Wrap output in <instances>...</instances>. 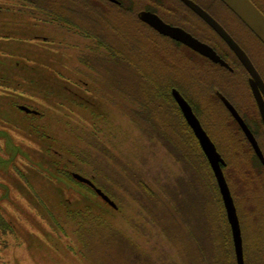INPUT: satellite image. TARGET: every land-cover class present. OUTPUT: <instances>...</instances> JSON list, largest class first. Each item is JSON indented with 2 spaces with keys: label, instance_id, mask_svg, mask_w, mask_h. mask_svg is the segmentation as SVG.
I'll use <instances>...</instances> for the list:
<instances>
[{
  "label": "rangeland",
  "instance_id": "374dc122",
  "mask_svg": "<svg viewBox=\"0 0 264 264\" xmlns=\"http://www.w3.org/2000/svg\"><path fill=\"white\" fill-rule=\"evenodd\" d=\"M92 1L104 10L96 15L105 36L115 20L123 30L113 37L136 38L139 66L115 64L105 46L79 30L0 0V264H208L218 191L204 161L171 141L180 135L196 148L179 115L168 119L155 83H174L203 106L208 135L228 163L244 253L258 264L264 168L211 92L215 86L230 94L258 131L249 76L220 73L134 13ZM235 33L264 72V49L240 26ZM173 122L175 132L167 128Z\"/></svg>",
  "mask_w": 264,
  "mask_h": 264
},
{
  "label": "trees",
  "instance_id": "16d2710c",
  "mask_svg": "<svg viewBox=\"0 0 264 264\" xmlns=\"http://www.w3.org/2000/svg\"><path fill=\"white\" fill-rule=\"evenodd\" d=\"M19 3H21L23 6L27 7L29 11L31 10V14H33L32 11L39 12L40 14H46L47 16H52L56 18V21H58L61 25H66L70 28L79 30L81 34H83L86 38H91L96 40V42H99L101 45L105 46L104 48L107 49L110 52V56L112 57L115 64L121 63V60L124 62H128L132 67L139 66L140 60L137 59L136 54L141 51L139 48L140 44L137 45L135 41L136 38H131V37H113L112 33L114 32L120 36L122 34L123 27L121 26L120 23L116 22L115 20H111L109 23L110 29H109V34L110 36H105L107 34L106 32V25L102 24L98 19H97V13L99 15L103 14L104 15V10L99 8V12L97 11V6L93 3L92 0H55L56 2L51 4L53 0H17ZM217 2L225 11L230 15L233 19L236 20V22L239 24L241 29H243L255 42L256 44L258 43L262 49H264V44L256 37V35L221 1V0H211ZM114 6V5H113ZM116 7V6H114ZM118 8V7H116ZM134 11H128L129 13H134L138 19L137 15V10L133 9ZM262 12V11H261ZM263 13V12H262ZM264 14V13H263ZM42 15V14H41ZM95 16V17H93ZM102 17V15H101ZM139 20V19H138ZM140 21V20H139ZM141 23V22H140ZM146 27V26H145ZM149 29V27H146ZM108 29V28H107ZM103 33V34H102ZM106 33V34H104ZM157 34V33H155ZM101 35V36H99ZM237 38L238 42L242 44L245 48V44L238 39V37L235 35ZM138 39V38H137ZM257 44V45H258ZM230 48V47H229ZM248 53L250 54L254 64L257 65L255 62L254 57L252 56V53L250 50H247ZM141 53V52H140ZM139 53V54H140ZM138 54V55H139ZM240 65V68L242 69V72L248 75L247 70L241 65L240 62H238ZM118 66V65H117ZM258 66V65H257ZM259 71L264 75V72L261 70V68L258 66ZM224 71V70H221ZM227 72V71H226ZM237 72V71H236ZM229 73V72H228ZM231 75V73H230ZM172 88H176L180 91L181 88L174 84V83H163L157 85L156 83L154 84L153 91L155 92V97L158 99L163 106L165 107V111H167L168 114L171 113V117H168V119L175 120V115L178 114L179 117L181 118L184 126L186 127L187 131L191 134V138L194 139L195 141V146L196 148L191 149L189 146H187L186 139L182 138L180 135L176 136L173 135L174 139H171V141L175 144H178L182 147V149H187L189 150V153H193L194 155L197 156V161L198 163L201 159L202 163L204 161V165H206V170L209 172L210 179L212 182V186L218 191L216 199L218 202V205L220 206V214L219 218L216 220L214 219V225H212V232H208L207 240H209V254L204 255L205 262H208V264H237V259H236V253H235V248H234V242H233V237H232V231L230 224L227 219V214L226 210L224 208V204L222 201V197L220 195V191L217 185V181L215 179L214 173L210 167V164L203 153L200 144L198 140L196 139L192 129L190 126L187 124L180 108L178 107V104L174 100L172 96ZM182 93H184L182 91ZM185 94V93H184ZM187 96V95H186ZM188 98H191L187 96ZM229 97V96H228ZM231 99V98H230ZM232 100V99H231ZM226 110V109H225ZM228 112V111H227ZM30 113V112H29ZM229 113V112H228ZM230 114V113H229ZM231 116V115H230ZM232 117V116H231ZM259 118V132L256 134L257 141L260 144L261 140L260 137L261 135L264 137V126L263 122L261 120V116H258ZM233 119V117H232ZM235 122V121H234ZM236 123V122H235ZM237 124V123H236ZM238 128L240 131L242 129L240 126L237 124ZM263 127V128H262ZM171 131L175 132V122H173V125L170 127ZM261 130V132H260ZM243 133V131H242ZM171 135V136H172ZM244 135V133H243ZM177 137V139H176ZM246 138V136L244 135ZM247 140V138H246ZM177 142V143H176ZM248 142V140H247ZM249 143V142H248ZM250 144V143H249ZM251 146V145H250ZM218 148V147H217ZM173 155H178V153L172 149H169ZM219 150V148H218ZM254 151V150H253ZM220 152V150H219ZM221 153V152H220ZM175 155V156H176ZM228 166V163H227ZM199 167H201V164H199ZM203 167V166H202ZM202 169V168H201ZM205 169V168H204ZM225 170V169H224ZM191 185L192 184V181ZM214 183V184H213ZM195 184H198L195 182ZM143 187V185H141ZM214 188V189H215ZM149 195L154 193L149 187L148 189H145ZM220 221V225H219ZM2 227V226H1ZM0 227V228H1ZM5 229V227H2V231ZM260 243V241H259ZM204 249L208 247H204ZM245 263L246 264H253L251 260V255L248 253V250L245 248ZM202 256V255H201ZM256 261L258 260V264H264V239L262 243L260 244L258 253L256 255Z\"/></svg>",
  "mask_w": 264,
  "mask_h": 264
},
{
  "label": "water",
  "instance_id": "95a60500",
  "mask_svg": "<svg viewBox=\"0 0 264 264\" xmlns=\"http://www.w3.org/2000/svg\"><path fill=\"white\" fill-rule=\"evenodd\" d=\"M110 1L116 2L115 0ZM221 1L264 44V14L256 6L250 0ZM201 13H203L204 18L234 51V53L237 55V57L249 73L251 90L258 105V109L264 125V80L262 79L260 73L252 63L247 53L232 39V37L223 29V27L205 12ZM141 20L147 23L153 29H155L159 34L184 44L185 46L201 54L202 56L211 59L215 63H221L222 65L227 66V64L217 55V53L210 46L194 38L191 34L187 33L183 29L172 27L166 24L157 15L152 14L150 12H144L141 14ZM172 96L178 104L187 124L192 129L214 173L220 191V195L222 197L224 208L226 210L227 219L231 227L237 264H246L241 223L231 189L224 173V167L227 166V163L218 151L215 143L204 130L200 120L194 113L193 108L191 107L189 102L182 96V94L177 89H174L172 91ZM225 103L228 110L231 112L234 119L237 121L242 131L244 132L249 143L252 145L255 153L264 163V155L253 132L246 124L244 119L237 112L235 107L227 100L225 101ZM74 178L82 183H86L94 187L91 181L82 177L81 175L75 174ZM97 192L110 205L115 206V204L106 195H104L101 190H97Z\"/></svg>",
  "mask_w": 264,
  "mask_h": 264
},
{
  "label": "flooded vegetation",
  "instance_id": "af4514ba",
  "mask_svg": "<svg viewBox=\"0 0 264 264\" xmlns=\"http://www.w3.org/2000/svg\"><path fill=\"white\" fill-rule=\"evenodd\" d=\"M109 2L111 5H114L118 7L121 12L127 13L128 11H134L133 9H136L137 2L141 1L143 3V8H141L138 12V19L140 20L141 24L143 26L149 27V30H151L154 33H157L161 38H164L168 41H171L172 43L178 45L179 47H182L189 52L196 55L204 64H206L209 67H212L216 69L217 71H227L231 74L236 73V71H241L240 65L238 62L241 63L237 55L234 53V51L229 48V45L225 42V40L217 33V31L209 24V22L204 18L203 13L205 12L210 17H212L219 25L223 27V29L232 37V39L247 53L249 58L251 59L252 63L254 64L250 54L248 53V48L244 47L242 44H240L235 37L236 33L235 30L239 27V24L236 22L235 19L230 22L225 21V14H228L225 9H223L217 2L211 1V0H115L116 2H112L110 0H105ZM251 2L264 13V0H251ZM144 12H150L152 14L157 15L161 20H163L166 24L183 29L187 33L191 34L194 38L198 39L204 44H207L210 46L217 55L227 64V66L222 65L221 63H215L209 58H206L202 56L201 54L195 52L194 50L190 49L189 47L185 46L184 44L174 41L171 38L165 37L161 34H159L155 29H153L151 26H149L147 23L143 22L141 20V14ZM129 13V12H128ZM135 13V12H134ZM103 34V33H102ZM106 34V33H104ZM101 36V35H99ZM242 65V63H241ZM255 66V64H254ZM256 67V66H255ZM258 72L260 73L262 79L264 80L263 74L259 71L258 68H256ZM224 71H221L220 73H223ZM243 73V72H242ZM249 76V74H248ZM248 82L250 86V76L248 77ZM176 88H172V91ZM178 90V89H177ZM182 96L189 102L191 107L193 108L194 113L200 120L204 130L208 132L207 125H206V119L205 117V111L201 104L195 102L192 98H188L182 91L178 90ZM212 95L216 100L219 101L223 105V107L230 113V115L233 117L231 112L228 110L225 101H229L237 110V112L241 115V117L244 119L246 124L249 126L251 131L256 137V134L259 131H256L253 129V126H251L248 122V118H252V115L242 112L234 103L233 98L230 96V94L226 93L221 89L220 87H213L212 89ZM229 96V97H228ZM232 100H231V99ZM179 107V106H178ZM233 120L236 122V120L233 117ZM237 123V122H236ZM238 124V123H237ZM257 124V121H256ZM261 132V130H260ZM257 139V137H256ZM262 153L264 155V150L262 149L261 145L259 144ZM255 159L264 168V163L262 160L257 156V154L254 152Z\"/></svg>",
  "mask_w": 264,
  "mask_h": 264
},
{
  "label": "crops",
  "instance_id": "0c3cea01",
  "mask_svg": "<svg viewBox=\"0 0 264 264\" xmlns=\"http://www.w3.org/2000/svg\"><path fill=\"white\" fill-rule=\"evenodd\" d=\"M1 1H2V0H1ZM11 1L16 2L17 4H20V6H21L20 10H22V9L24 8V7H22V4L19 3L17 0H11ZM14 11H15V10H14ZM0 12H1V10H0ZM12 12H13V9L7 11V13H8L9 15H11ZM15 12H16V11H15ZM22 13L26 14V12H22ZM29 13H30V12H28V14H29ZM30 14H31V13H30Z\"/></svg>",
  "mask_w": 264,
  "mask_h": 264
}]
</instances>
